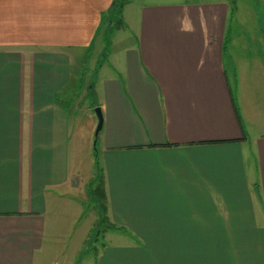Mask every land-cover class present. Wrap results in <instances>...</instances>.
Returning <instances> with one entry per match:
<instances>
[{
  "label": "crops",
  "instance_id": "1",
  "mask_svg": "<svg viewBox=\"0 0 264 264\" xmlns=\"http://www.w3.org/2000/svg\"><path fill=\"white\" fill-rule=\"evenodd\" d=\"M113 4L0 0V264H42L64 213L77 234L64 100L92 55L114 228L91 264H264V54L247 40L264 0H131L108 37Z\"/></svg>",
  "mask_w": 264,
  "mask_h": 264
},
{
  "label": "rangeland",
  "instance_id": "2",
  "mask_svg": "<svg viewBox=\"0 0 264 264\" xmlns=\"http://www.w3.org/2000/svg\"><path fill=\"white\" fill-rule=\"evenodd\" d=\"M161 1V0H160ZM122 29V28H121ZM120 29V30H121ZM238 32V39L245 33V30L240 28L236 29ZM253 39L247 37V40H253L252 47L254 57L263 56L264 54V23L263 28L260 30H253ZM262 40V42H261ZM111 41V40H110ZM105 42V40H103ZM102 42V43H103ZM107 42V40H106ZM111 42L106 43L105 54L108 55L111 52ZM259 54V55H258ZM93 57V55H92ZM87 59L82 62V70H78L77 79L74 93H69L64 103L70 110H74L75 107L78 112L73 115L74 120L77 122L78 141V159L80 162V171H85L81 178L77 181L78 194L76 200L82 199L84 211L80 220L76 226L75 231L77 234L83 228V226L92 225V230L89 233V240L83 245L78 242L81 234L73 232V223L66 221V214L58 219L62 233L59 232V236L56 237L55 242L51 240V250L46 252L42 257V264H91L95 259V255L100 251L101 246L105 242L102 234L104 231L103 226H99V212L100 208L104 210L106 214V202L103 199V195L100 204L97 203V199L94 198V190L99 186L102 190V169L100 166V157L98 155L99 141L95 132L98 125V116L96 113L95 99L91 90L93 83L97 78L99 69V63H103V59L100 56L96 58ZM264 57V56H263ZM77 82V85H76ZM71 89V87H69ZM96 141V142H95ZM100 150V149H99ZM99 193V192H98ZM79 202V201H78ZM79 202V203H80ZM98 218V219H97ZM89 229V228H88ZM87 229V230H88ZM100 229L101 233L97 234ZM87 239V237H86Z\"/></svg>",
  "mask_w": 264,
  "mask_h": 264
},
{
  "label": "trees",
  "instance_id": "3",
  "mask_svg": "<svg viewBox=\"0 0 264 264\" xmlns=\"http://www.w3.org/2000/svg\"><path fill=\"white\" fill-rule=\"evenodd\" d=\"M130 1L131 0H114V4H113L110 12L108 14L103 15V17H102V29L106 27L108 37L112 36L115 32H117L118 30H120L121 28L124 27V21L122 18L123 17L122 16L123 9ZM107 42H110V40L108 39ZM227 43H228V40L226 38L225 44H227ZM95 107H97V106H95ZM93 194H94V198L97 199V203L100 204L101 199H99V198L101 197V195H103V199L105 201V194H104L103 188L101 190V188L99 186H97L96 189L94 190ZM105 206H106V204H105ZM100 211L101 212H99V226H103V228L107 229V230L114 228L112 225L109 224L104 210H102L100 208ZM96 233L100 234L101 233L100 229Z\"/></svg>",
  "mask_w": 264,
  "mask_h": 264
},
{
  "label": "water",
  "instance_id": "4",
  "mask_svg": "<svg viewBox=\"0 0 264 264\" xmlns=\"http://www.w3.org/2000/svg\"><path fill=\"white\" fill-rule=\"evenodd\" d=\"M96 113H97V116H98V125H97V128H96L95 135H96V137H98V135H99V133L102 130V127H103V115H102L101 109L99 107L96 108Z\"/></svg>",
  "mask_w": 264,
  "mask_h": 264
}]
</instances>
